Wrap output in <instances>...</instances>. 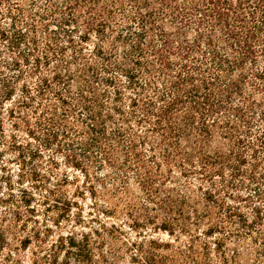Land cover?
Listing matches in <instances>:
<instances>
[{
	"label": "trees",
	"instance_id": "obj_1",
	"mask_svg": "<svg viewBox=\"0 0 264 264\" xmlns=\"http://www.w3.org/2000/svg\"><path fill=\"white\" fill-rule=\"evenodd\" d=\"M3 112L23 165L59 156L91 197L128 215L142 199L156 229L189 236L172 253L149 240L145 264H264V0H0V128ZM94 232L95 248L58 235L41 264H116Z\"/></svg>",
	"mask_w": 264,
	"mask_h": 264
},
{
	"label": "rangeland",
	"instance_id": "obj_2",
	"mask_svg": "<svg viewBox=\"0 0 264 264\" xmlns=\"http://www.w3.org/2000/svg\"><path fill=\"white\" fill-rule=\"evenodd\" d=\"M1 49L3 50L1 54L9 61L15 57L13 53L5 52V47L1 46ZM1 118L3 122L0 128V228L4 229L5 242L0 243V264H33L31 262L33 259L37 264H41L43 255L49 252L50 244L58 235L69 232H73L77 237H80L81 233L90 234L95 248L101 237H98L94 231H100L107 243L103 246L104 251H113L118 257L115 260L116 264H145L144 257L150 251H154L148 245L151 239L159 243H170L169 246L162 247L160 252L172 253L176 246L186 244L189 236L178 231L168 234L162 229H156L153 220H146L143 215H139L145 213L144 210L139 212L142 199H139L137 201L139 204L133 207L132 215H128L125 214L126 209L122 206L105 205L99 196L91 197L84 188L85 179L81 173L65 165L59 156H57L59 165L57 164L56 167L47 157L26 158L23 165L18 154L19 150L14 143L23 142L26 139L25 134L21 129L16 130L10 125L5 112L1 114ZM13 135L16 136L15 139ZM32 169H36L41 175L37 177L39 181L34 179ZM64 174L67 175L68 180L60 187V191L69 201V205L59 203L60 207H52L49 205L52 199H48L51 196L46 189L53 187V183ZM24 189L33 193L31 205L34 211L32 214L28 211L23 212L24 208L21 206L23 214H28L29 217L26 230L20 232L17 220L15 226L11 225V222L12 212ZM62 206L65 208L62 209ZM106 208L112 211L107 210L103 213L102 210ZM61 213L63 215H60ZM102 224L106 228H103ZM200 228L203 229V225H200ZM26 231L29 234L36 231L39 239L33 237L29 246L24 249L18 245L17 238ZM209 239L213 241V238ZM211 252L213 264H222L219 256ZM58 255L57 262H60L61 251Z\"/></svg>",
	"mask_w": 264,
	"mask_h": 264
}]
</instances>
